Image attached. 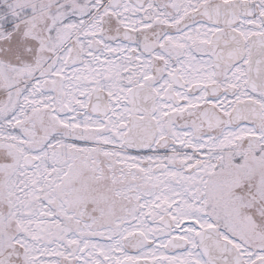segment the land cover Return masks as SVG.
Listing matches in <instances>:
<instances>
[{"label": "snow or ice", "instance_id": "6c2138e0", "mask_svg": "<svg viewBox=\"0 0 264 264\" xmlns=\"http://www.w3.org/2000/svg\"><path fill=\"white\" fill-rule=\"evenodd\" d=\"M0 264H264V0H0Z\"/></svg>", "mask_w": 264, "mask_h": 264}]
</instances>
